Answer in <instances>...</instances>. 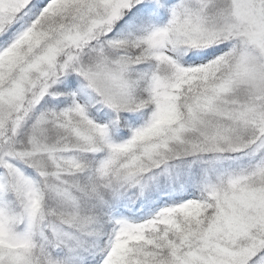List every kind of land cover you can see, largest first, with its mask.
<instances>
[{
    "label": "snow or ice",
    "instance_id": "6c2138e0",
    "mask_svg": "<svg viewBox=\"0 0 264 264\" xmlns=\"http://www.w3.org/2000/svg\"><path fill=\"white\" fill-rule=\"evenodd\" d=\"M0 264H264V0H0Z\"/></svg>",
    "mask_w": 264,
    "mask_h": 264
}]
</instances>
